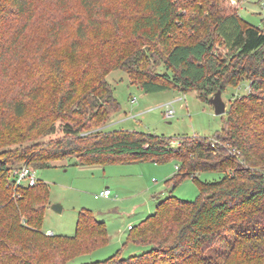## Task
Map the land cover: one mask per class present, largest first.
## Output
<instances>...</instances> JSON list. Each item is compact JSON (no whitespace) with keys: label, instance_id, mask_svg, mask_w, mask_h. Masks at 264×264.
I'll return each mask as SVG.
<instances>
[{"label":"trees","instance_id":"obj_1","mask_svg":"<svg viewBox=\"0 0 264 264\" xmlns=\"http://www.w3.org/2000/svg\"><path fill=\"white\" fill-rule=\"evenodd\" d=\"M116 70L147 94L210 103L228 86L250 91L213 138L107 131L121 111L107 79ZM69 159L175 162L167 183L193 178L200 191L192 202L170 195L129 229L128 243L148 251L90 264H264V31L212 0H0V264H69L108 244L106 223L85 209L74 236L47 234L48 185H15L24 166ZM211 171L225 177L198 179Z\"/></svg>","mask_w":264,"mask_h":264},{"label":"rangeland","instance_id":"obj_2","mask_svg":"<svg viewBox=\"0 0 264 264\" xmlns=\"http://www.w3.org/2000/svg\"><path fill=\"white\" fill-rule=\"evenodd\" d=\"M212 2L219 6V11L224 15L238 14L264 31V0ZM204 6V3L200 6V12H204ZM67 32L62 35L63 38L67 37ZM223 50L224 47H221V54L224 55ZM107 79L121 105V111L111 116L106 123L107 131L155 134L176 141L183 137L213 138L223 132L225 116L216 115L214 106L203 102L197 92L184 94L173 89L147 94L121 70L111 72ZM249 86L250 83L246 81L238 87H227L222 94L227 109L234 98L248 94ZM169 109L175 111L171 118L166 116ZM72 163L73 159H69L57 162L50 168L35 170L37 179L46 183L50 192V206L45 214L43 231L47 234L53 232L55 235L74 236L79 212L85 209L92 211L99 221L106 223L110 239L107 245L79 256L69 264L105 261L117 253L128 258L148 251L149 246L128 243V226L139 225L155 211L156 195H161L162 200L174 195L192 202L200 194L198 182L193 178L184 180L176 189L167 183L177 172L175 162L163 165L144 162L106 167H80L73 166ZM224 177V173L215 171L198 175L202 182H217ZM107 188L112 193L110 198L97 197ZM54 205L62 207L61 213L53 210Z\"/></svg>","mask_w":264,"mask_h":264},{"label":"built area","instance_id":"obj_3","mask_svg":"<svg viewBox=\"0 0 264 264\" xmlns=\"http://www.w3.org/2000/svg\"><path fill=\"white\" fill-rule=\"evenodd\" d=\"M175 111L173 109H169L167 111V118L173 117ZM176 144V143H175ZM214 147V144H212ZM233 153H235L233 151ZM179 166H177L178 170ZM13 177L15 179V185L16 187H33L38 183V179L35 174V170H33L29 166H24L21 169H18L14 172ZM111 191L109 189L103 191L100 195H97V197H104V198H110L111 196ZM129 229H132V226H129Z\"/></svg>","mask_w":264,"mask_h":264},{"label":"water","instance_id":"obj_4","mask_svg":"<svg viewBox=\"0 0 264 264\" xmlns=\"http://www.w3.org/2000/svg\"><path fill=\"white\" fill-rule=\"evenodd\" d=\"M223 92L219 90L211 99L210 103L214 106L215 108V113L218 116H223L227 113V106L226 103L224 102L222 98ZM53 210H55L58 213H61L62 207L60 205H54Z\"/></svg>","mask_w":264,"mask_h":264},{"label":"crops","instance_id":"obj_5","mask_svg":"<svg viewBox=\"0 0 264 264\" xmlns=\"http://www.w3.org/2000/svg\"><path fill=\"white\" fill-rule=\"evenodd\" d=\"M108 189V188H107ZM161 196V195H160ZM159 195H156V197H155V200H156V207H155V211L152 213V214H154L155 212H156V208H157V204L162 200L161 198L162 197H160ZM152 214H150V215H152ZM149 215V216H150ZM129 226H131V225H129ZM129 226H128V230H129ZM49 234H54L53 232H49Z\"/></svg>","mask_w":264,"mask_h":264}]
</instances>
